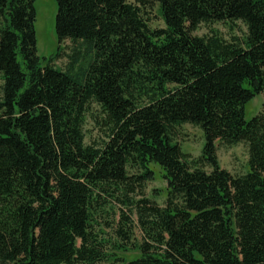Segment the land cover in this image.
Wrapping results in <instances>:
<instances>
[{
	"label": "trees",
	"instance_id": "trees-1",
	"mask_svg": "<svg viewBox=\"0 0 264 264\" xmlns=\"http://www.w3.org/2000/svg\"><path fill=\"white\" fill-rule=\"evenodd\" d=\"M54 1L58 46L76 45L65 70L60 47L37 56L35 0H0V264H264V103L245 120L264 98V0ZM217 22L244 37L193 36ZM93 106L103 137L86 144ZM186 124L196 159L174 141ZM216 142L247 145L244 175ZM152 164L162 206L143 195Z\"/></svg>",
	"mask_w": 264,
	"mask_h": 264
},
{
	"label": "rangeland",
	"instance_id": "rangeland-1",
	"mask_svg": "<svg viewBox=\"0 0 264 264\" xmlns=\"http://www.w3.org/2000/svg\"><path fill=\"white\" fill-rule=\"evenodd\" d=\"M135 3V0H129ZM35 22L34 30L36 37V51L42 64L45 60L50 59L56 55L58 47H60V55L53 61V65L61 70L67 68L69 56L72 54L73 48L76 46L70 41H65L58 46L55 36V16L56 4L54 0H35ZM147 18H149V26L152 29L163 28L157 5H148L145 9ZM216 35L224 41L231 42L234 38L242 39L245 35V27L240 22H217L210 24H200L193 36L196 37H210ZM1 84V82H0ZM264 103L263 96H257L250 101L245 107V120H250L261 112ZM91 113V114H90ZM86 115L83 130L85 135V143H98L103 137V132L99 127V112L93 106L91 112ZM174 141L180 145L181 151L187 154L191 159H196L201 154L204 145L202 132L195 126L186 124L177 127L174 130ZM216 156L220 168L229 172L232 176L244 175L247 170L248 149L245 143H239L232 146L224 145L216 142ZM153 173V178L144 188L143 195L146 198L154 200L158 205L162 206L166 195V182L163 178V173L156 165H150ZM206 171H209L206 168ZM116 212V209H115ZM116 219V218H115ZM135 228L133 230L134 237L137 241L140 240L141 235L137 227L136 217H133ZM111 235V233H109ZM117 255L124 260H131L138 256L136 252H118Z\"/></svg>",
	"mask_w": 264,
	"mask_h": 264
}]
</instances>
